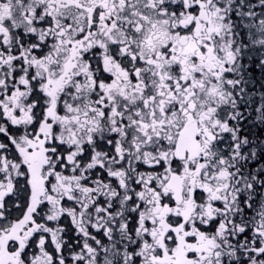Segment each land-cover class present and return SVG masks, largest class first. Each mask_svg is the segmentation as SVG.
I'll list each match as a JSON object with an SVG mask.
<instances>
[{
  "label": "snow or ice",
  "instance_id": "1",
  "mask_svg": "<svg viewBox=\"0 0 264 264\" xmlns=\"http://www.w3.org/2000/svg\"><path fill=\"white\" fill-rule=\"evenodd\" d=\"M0 264H264V0H0Z\"/></svg>",
  "mask_w": 264,
  "mask_h": 264
}]
</instances>
